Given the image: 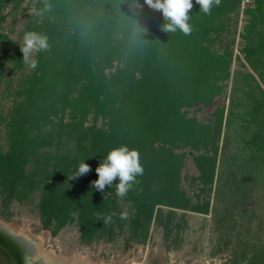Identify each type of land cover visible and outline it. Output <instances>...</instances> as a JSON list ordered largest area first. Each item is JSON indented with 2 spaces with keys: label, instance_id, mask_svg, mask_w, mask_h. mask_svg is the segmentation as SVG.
Listing matches in <instances>:
<instances>
[{
  "label": "trees",
  "instance_id": "trees-1",
  "mask_svg": "<svg viewBox=\"0 0 264 264\" xmlns=\"http://www.w3.org/2000/svg\"><path fill=\"white\" fill-rule=\"evenodd\" d=\"M237 1H221L205 15L192 0L193 31L185 36L161 31L162 13L144 0H48L51 10L37 28L49 49L36 54L38 67L24 78L8 154L0 151L3 198L38 190L46 223L75 221L84 240L124 228L143 239L153 224L178 244L188 227L209 220L214 251L230 247L229 264H264V214H253L264 201V0L244 9L245 60L232 74L226 103L206 119L191 113L195 102L213 103L230 76V60L206 42L217 15ZM12 55H22L18 45ZM114 60L121 64L112 71ZM66 109L72 121L63 122ZM89 114L93 121L84 126ZM52 131L67 133L75 147L42 182L34 170L19 169L20 155L25 146L52 143ZM121 145L139 152L144 169L122 199L126 219L114 185L92 187L99 163ZM83 161L91 171L70 179Z\"/></svg>",
  "mask_w": 264,
  "mask_h": 264
},
{
  "label": "rangeland",
  "instance_id": "rangeland-1",
  "mask_svg": "<svg viewBox=\"0 0 264 264\" xmlns=\"http://www.w3.org/2000/svg\"><path fill=\"white\" fill-rule=\"evenodd\" d=\"M221 1L225 2V0ZM252 1L239 0L233 9L225 11L224 14H216L212 32L209 33L210 37L206 43L216 53L215 55L219 54L225 56L224 59L230 60V76L219 82L223 89L221 94L216 95L213 103L210 105L194 103L191 113L200 119L208 118L216 105L226 103L232 84V74L235 70L242 69L240 60H245V57L240 49L242 46L240 34L246 17L244 9L251 5ZM41 8H43V0L0 1V52L3 53L0 58V151L3 157L8 154L10 146L9 128L15 106L23 99L21 85L25 83V76L33 71L22 61L23 55L13 57L12 54L15 52V46H19L22 42L26 31L41 32V28H37L45 20L44 13L37 14ZM7 49L10 51L9 54ZM119 64L121 63L118 60H114L111 70L113 71ZM62 115L63 122L72 121L68 109ZM60 116L59 112L53 117L54 121L58 122ZM90 117L91 114L88 119L86 117L84 126H88L93 121ZM103 122L100 117L96 124L99 126ZM47 129L49 131L50 128ZM56 133V131L51 132L52 135H56L52 141L50 140L52 143L35 147L25 146L24 152L20 155L19 169H23L25 174L34 170L36 176L45 182L46 179L49 180L54 170L64 166L66 156L75 147V141L69 140L67 133L64 135ZM3 196L0 193V221L15 227L18 231L23 230L37 235L40 239L39 250H52L59 257L76 256L87 259L91 264H229L230 247H222L214 251L217 240L209 220L206 223L198 221L188 227L178 244H174L170 239L167 240L161 228L153 224L143 239L131 235L124 228L116 231L111 237L104 235L84 240L80 237L75 221H67L58 227L54 220L46 223L40 213L38 190L24 194L20 199L12 197L5 200ZM117 201L121 211L127 213L128 202L122 199ZM253 214H264L263 200Z\"/></svg>",
  "mask_w": 264,
  "mask_h": 264
},
{
  "label": "clouds",
  "instance_id": "clouds-1",
  "mask_svg": "<svg viewBox=\"0 0 264 264\" xmlns=\"http://www.w3.org/2000/svg\"><path fill=\"white\" fill-rule=\"evenodd\" d=\"M220 2L221 0H195V3L199 5V11L205 15L211 14L213 6H218ZM144 3L149 8L162 13L164 23L161 25V31L165 33L180 32L185 36L192 33L193 27L189 23V14L193 8L192 0H144ZM51 7L48 0H43V8L37 14L41 15L48 12ZM135 7L140 8L142 6L136 4ZM19 47L24 64L30 69H36L39 65L36 54L48 51V37L45 34L26 31ZM89 171H91L90 166L83 161L69 178L76 179ZM95 171L98 179L92 182V187L103 192L106 187L112 188L114 185L116 197L123 199L133 188V185L138 182L137 177L143 175L144 169L140 163L139 152L135 149H129L126 145H121L112 148ZM114 181H118V183L114 184ZM116 215L117 213L113 212L105 216L104 223H112L113 217ZM120 218L126 219L127 213H120Z\"/></svg>",
  "mask_w": 264,
  "mask_h": 264
},
{
  "label": "flooded vegetation",
  "instance_id": "flooded-vegetation-1",
  "mask_svg": "<svg viewBox=\"0 0 264 264\" xmlns=\"http://www.w3.org/2000/svg\"><path fill=\"white\" fill-rule=\"evenodd\" d=\"M34 257L32 244L0 224V264H37Z\"/></svg>",
  "mask_w": 264,
  "mask_h": 264
},
{
  "label": "bare ground",
  "instance_id": "bare-ground-1",
  "mask_svg": "<svg viewBox=\"0 0 264 264\" xmlns=\"http://www.w3.org/2000/svg\"><path fill=\"white\" fill-rule=\"evenodd\" d=\"M0 224L7 230L20 235L26 241H28L30 244L33 245V247L35 248L34 260L37 261V264H91L87 259L78 258L76 256L59 257L52 250H47V251L39 250L40 239L37 235L29 234L28 232L23 231V230L18 231L16 230L15 227L10 226V225H5L2 223Z\"/></svg>",
  "mask_w": 264,
  "mask_h": 264
}]
</instances>
